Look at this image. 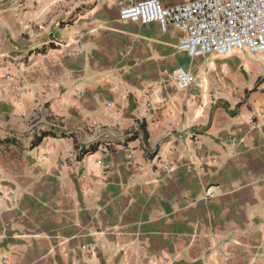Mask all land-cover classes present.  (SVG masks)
<instances>
[{"label": "crops", "instance_id": "0c3cea01", "mask_svg": "<svg viewBox=\"0 0 264 264\" xmlns=\"http://www.w3.org/2000/svg\"><path fill=\"white\" fill-rule=\"evenodd\" d=\"M118 2L0 0V264H264V52Z\"/></svg>", "mask_w": 264, "mask_h": 264}, {"label": "built area", "instance_id": "2783aa9c", "mask_svg": "<svg viewBox=\"0 0 264 264\" xmlns=\"http://www.w3.org/2000/svg\"><path fill=\"white\" fill-rule=\"evenodd\" d=\"M120 19L141 24L156 22L163 31L182 28L178 49L192 57L223 56L235 51L264 52V0H119ZM53 44L60 45L53 40ZM179 90L200 78L184 67L170 72ZM164 168L169 170L168 164Z\"/></svg>", "mask_w": 264, "mask_h": 264}, {"label": "trees", "instance_id": "16d2710c", "mask_svg": "<svg viewBox=\"0 0 264 264\" xmlns=\"http://www.w3.org/2000/svg\"><path fill=\"white\" fill-rule=\"evenodd\" d=\"M141 129H143V124L140 125ZM47 134L44 133V136H46ZM139 136V132L136 130H133L129 133V135L126 136L127 140H131V139H135ZM147 134L145 133L144 139L145 141L147 140ZM97 146V145H96ZM96 146L90 147L88 150L85 151L86 152H91V151H95L96 150Z\"/></svg>", "mask_w": 264, "mask_h": 264}]
</instances>
